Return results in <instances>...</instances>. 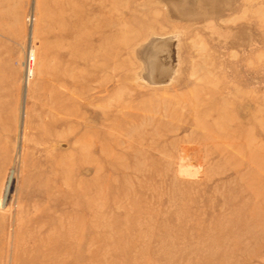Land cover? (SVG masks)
Instances as JSON below:
<instances>
[{
  "label": "rangeland",
  "instance_id": "rangeland-1",
  "mask_svg": "<svg viewBox=\"0 0 264 264\" xmlns=\"http://www.w3.org/2000/svg\"><path fill=\"white\" fill-rule=\"evenodd\" d=\"M0 264H264V0H0Z\"/></svg>",
  "mask_w": 264,
  "mask_h": 264
},
{
  "label": "bare ground",
  "instance_id": "bare-ground-1",
  "mask_svg": "<svg viewBox=\"0 0 264 264\" xmlns=\"http://www.w3.org/2000/svg\"><path fill=\"white\" fill-rule=\"evenodd\" d=\"M109 31H107V32H105V34L103 35V43L107 46V47H109V48H107V47H105V48H107V50L109 51V50H111V48H110V44H111V42L112 41H114V40H116V39H121L120 37H122V31L120 30V29H118V30H112V27H111V25L109 26V29H108ZM124 38H122V40H123ZM125 40V39H124ZM126 40H127V38H126ZM117 41V40H116ZM115 41V42H116ZM119 41V40H118ZM121 41V40H120ZM122 42V41H121ZM104 44H102V45H104ZM117 44V43H116ZM104 45V46H105ZM104 46H102V48H104ZM33 50V49H32ZM105 50V49H104ZM112 51V50H111ZM106 53V51L104 52H102L101 54H105ZM109 54V53H108ZM110 55H112V53L111 54H109V58H110ZM102 56V55H101ZM103 58H106V56H102ZM108 57V56H107ZM30 59H33V61L35 62V60H36V56H35V54H34V52L32 51L31 52V57H30ZM31 62V61H30ZM106 64V63H105ZM31 65H32V67H33V62L31 63ZM29 66H30V64H29ZM32 71H34V70H32ZM31 71V69H30V67H29V76H30V73L32 72ZM186 155V154H185Z\"/></svg>",
  "mask_w": 264,
  "mask_h": 264
}]
</instances>
